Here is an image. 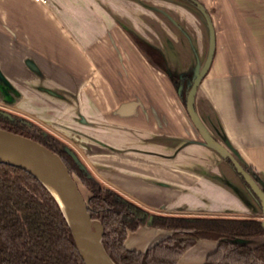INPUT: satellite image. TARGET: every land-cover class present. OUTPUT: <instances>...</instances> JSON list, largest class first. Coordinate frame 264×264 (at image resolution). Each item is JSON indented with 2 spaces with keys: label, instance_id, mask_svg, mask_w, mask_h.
<instances>
[{
  "label": "water",
  "instance_id": "obj_1",
  "mask_svg": "<svg viewBox=\"0 0 264 264\" xmlns=\"http://www.w3.org/2000/svg\"><path fill=\"white\" fill-rule=\"evenodd\" d=\"M93 1L102 9L103 23L108 17L116 23L146 63L142 64L137 55L134 65L127 52H119L116 42L110 37L112 31L106 27L112 47L119 52V62L115 61V55L112 58L105 56L109 59L108 66L111 68L102 62H99L98 66H102L101 70L107 81L121 94L119 98L122 101L119 106L95 112L88 117L83 112L82 103L78 98L79 85H76L74 95L71 96L68 86L64 84L65 75L60 90L54 87L52 82L49 84L48 79L51 71L56 72L57 79L61 77V71H73L72 78L81 71L71 69L66 62L59 61L43 69L34 57L28 55L24 58L25 73L14 72L13 77H9L0 65V103L23 109V101L28 97V92L20 86L24 80L21 76L34 72L40 77L39 93L43 99L66 105L68 120L73 122L69 124L67 120L58 123L53 119L46 121L56 128L64 126L60 130L88 156L98 154L103 155L100 158L106 157L105 161L92 159L104 177L112 175L109 178L121 180L119 183L127 180L123 175L128 178L137 177L138 181L128 179L126 183L133 186L141 183L148 188L159 187L162 192L173 191L182 196L194 197L193 201H190L189 198H174L171 196L173 194L140 196L147 205L177 213L209 211L224 215L236 213L247 218L264 216V172L246 158L238 143L229 135L221 112L212 97L204 91L201 82L210 70L217 50L223 51L231 119L238 125L244 119H250L251 105L255 115L258 114L256 93L262 74H253L252 67L259 66L256 65L257 58L255 53L247 48L245 34H242L232 3H228L225 8L221 0ZM6 28L12 32L9 27ZM120 43L122 44V41ZM122 48L124 50L123 46ZM245 67L248 77L245 73L242 75ZM116 75L117 83L114 80ZM154 75L157 77L156 86L155 81H152ZM246 77L250 82L248 87ZM173 78L183 83L176 88V92L169 83ZM116 84H119V89ZM188 85H191V88L185 92ZM147 87L152 92L145 91ZM139 88L144 90L147 101L143 102L141 99ZM178 93H181V101ZM70 98L72 102H69ZM0 113L12 121L18 119L24 124L39 127L33 119L2 105ZM97 117L104 121L97 120ZM62 148L70 153L90 181L91 189L87 188L89 195L83 194L82 186H86L75 174L70 173L54 149L31 136L0 127V161L23 168L36 177L54 197L70 228L83 263L117 264L110 256L103 238L104 225L100 219L92 216L90 210V197L92 192H99L100 181L94 177L78 153L64 144ZM113 155L171 168L182 180L179 181L176 177L169 180L133 171L132 169L137 167L135 164H122L111 160L110 156ZM117 170L123 174L121 177L110 174L116 173ZM204 182L216 189L206 187ZM209 192H215V195ZM177 216L202 215L182 213ZM258 220H261L264 227V219ZM141 226L154 227L151 225V216ZM154 228L158 229L156 238L142 251L173 233L170 229ZM222 239L248 247L264 243V235ZM208 240L211 241L213 249L207 252L204 261L219 244V240Z\"/></svg>",
  "mask_w": 264,
  "mask_h": 264
},
{
  "label": "trees",
  "instance_id": "obj_2",
  "mask_svg": "<svg viewBox=\"0 0 264 264\" xmlns=\"http://www.w3.org/2000/svg\"><path fill=\"white\" fill-rule=\"evenodd\" d=\"M0 127L24 134L18 121H11L1 113ZM64 162L70 173L79 174L75 164ZM89 204L92 216L104 225L103 238L117 264H175L188 247L204 238L219 240L204 264H264V243L248 247L222 239L264 235L261 221L255 218L157 214L152 222L154 227L185 236H168L140 252L124 245L128 232L138 226L130 214L134 206L131 202L108 200L99 193ZM0 264H84L54 197L32 174L1 161Z\"/></svg>",
  "mask_w": 264,
  "mask_h": 264
},
{
  "label": "crops",
  "instance_id": "obj_3",
  "mask_svg": "<svg viewBox=\"0 0 264 264\" xmlns=\"http://www.w3.org/2000/svg\"><path fill=\"white\" fill-rule=\"evenodd\" d=\"M221 3L225 8L228 7V3H232L237 19H239L242 34H245L247 48L255 53L256 65H264V0H221ZM230 13L232 14V12ZM231 14L230 16H232ZM102 16V9L93 0H46L45 2L0 0V65L3 71L9 77H13L12 75L19 71L25 73L23 64L27 55L34 57L43 69H46L50 64L58 63V61L66 62L71 69L88 72V79L82 94H86L84 91L91 94V104L98 103L96 94L100 92V99L106 98V102H102L100 109L104 111L113 109L117 106V102L121 101L120 98L119 100L112 98L113 86L107 79L102 83L95 81L96 76H99V71L95 70L99 61L102 58L105 59V56L110 58L114 56L113 47L106 34V27H109L114 33L116 42L122 41L124 51L131 57L134 65L136 64L134 59L139 54L129 38L119 32L116 23L109 17L105 18L103 23ZM6 27H9L12 32ZM259 82H262V87L258 89L256 96L258 108L260 107L259 111H261V136L264 137V73L259 78ZM212 99L219 112L221 110L225 112V107L222 106L219 98ZM221 114L222 117L225 116L224 113L221 112ZM250 117H252L251 114ZM224 124L227 128L226 123ZM236 132L238 131L236 130ZM253 132L255 131L253 130ZM229 135L238 143L246 158H249L259 170L264 172V141L263 149L260 150L263 154V161L261 164H256L254 150L244 151L245 145L241 143V139L238 140L236 134L235 136L232 133ZM110 159L122 164H135L138 170L144 169L146 174L150 172L153 176L155 174L161 176L162 168L167 173L169 172L168 175L171 177H176L179 181L182 180L180 175L169 171L171 168L162 165V167L152 169V163H145L146 161L143 160L134 161L114 155L110 156ZM126 185L133 186L130 183H126ZM133 187L141 188L144 193H153L144 184ZM157 232L158 229L154 227H138L126 235L124 245L142 251L156 238ZM210 243L211 241L208 239L198 240L179 256L175 264H202L207 252L213 249Z\"/></svg>",
  "mask_w": 264,
  "mask_h": 264
},
{
  "label": "flooded vegetation",
  "instance_id": "obj_4",
  "mask_svg": "<svg viewBox=\"0 0 264 264\" xmlns=\"http://www.w3.org/2000/svg\"><path fill=\"white\" fill-rule=\"evenodd\" d=\"M118 29H119V32L124 34V32L122 31V29L120 27H118ZM110 35H111L110 37L116 42V38H114V33L111 32ZM116 44H117V47L119 49V52L124 53V50H122L123 45L120 42H116ZM119 52H117V50H115V48H113V54L115 55V58H116L115 61L117 63L119 62L118 55H117ZM99 62H102L103 65L106 64L107 66H108V64H110L109 59H106V58L105 59L102 58L101 61H99ZM101 67L102 66H100V65L98 67L97 66L95 67V70L99 71V76L97 75L96 79H95L96 83L97 82L102 83L103 81L106 80L105 75L102 73ZM108 67L111 68V66H108ZM146 68L149 70L148 66ZM24 69H25V64H24ZM105 70H107V69L105 68ZM105 70H104V72H105ZM55 73H56L55 71H51L49 73V78H48V76H46V77L50 80L49 84L52 82L51 84L54 87H56L57 89L63 87L62 85H63L64 81H62V78L64 77V75H65V78H63L65 80L64 84H66L68 86V89H69V92L71 93V96L74 95V90L77 88V86L78 85L80 86L78 98H79V101H81V103H82V108H83V112L85 113V115H87L89 117V116H91V113L93 115V114H95V112H101V109H100L101 104H102V102H104L106 100V98L100 99V96L98 94H96V98H97L98 103L91 104V101H90V97L92 98L91 94L88 93L87 91H84L86 94H82V91L85 87L84 86L85 82L88 79V72L83 71V74H82V71H81L80 74L74 75V78H72L73 77L72 74H74L73 71H68V72L61 71L60 72L61 77L59 79H57V77H55ZM21 78H23L24 80H22V83L20 84V86L23 89H25V92H28V94H27L28 97L23 101L24 108L20 109L21 112L20 111H18V112H20L21 114H23L24 116H26L28 118L33 119L39 125V127L34 125V124H29V125L24 124L22 121H19L18 119H15L14 121L19 122V125L21 126V131L24 134L28 135L29 137L31 136L32 138L36 139L37 141H39L43 145H46L49 148L54 149L60 155L63 162H64V160H66L69 163L75 164V166L79 170V174L77 173L76 176L79 179H81V181L84 183V185L88 189H91L90 181L86 178L83 171L79 168L78 164H76L74 162L70 153L68 151H66V149L62 148V145L63 144L67 145V146H69V148H71L72 151L74 150L76 153H78V155L82 158L84 163H86L88 165V167H89L91 173L94 175V177L100 181L99 192L98 193L92 192L93 195L90 197V200L95 194L98 195L99 193L103 194V197L105 199H108V200H119V199L124 200V201L128 200L129 202H131L134 205L133 208L130 209V211H131L130 214H131L133 221L138 224L137 228L139 226H141L142 223H145L148 220L149 216H151V225L153 226L152 222H153L154 217L157 214L165 215V216H172V215L177 216L178 214H180V213H177L174 211L168 212L166 210L153 208V207L147 205V203H145L142 199H140V196L171 195L173 193L177 194V192H173V191L162 192L159 190V191H156L153 193H144L142 191V189L139 187H133V186H127L126 185V182L128 181V179H129V181H138L137 177L132 176L133 178H131V177L128 178V177H126V175H123L119 170H117L116 173L112 172L110 174H114V177H116L117 175L121 177L123 175L122 177H125L127 179V180L125 179L126 180L125 182L119 183L121 180L109 178V176H112V175H108V177H106V176L104 177L100 173V171L96 168L92 159H99V160L101 159L102 161L103 160L105 161L106 157L100 158L103 155H98V154L97 155L92 154V156L90 155L91 157L88 156L85 153V151L77 143H75L69 136H67L65 133L62 132V130H60V129H63L64 126H61V125L57 126L59 128L58 129L46 121V119H53L58 123L63 122V121L67 122L69 117H68L67 111L65 110V109H67L65 107L66 105H64L61 102L57 103V102H54L51 100L43 99L42 95L39 93V91H40V87H39L40 86V83H39L40 77L38 76V74H36L34 72L33 73L30 72V74H27V75L25 74V75L21 76ZM83 79H85V80L82 81ZM119 79H120V76H119ZM114 80L116 83L118 82L117 75L115 76ZM169 83H171V86L175 92H176V88L179 85L183 84L182 81H180L179 79H175V78L171 79L169 81ZM118 85L119 84H116L117 89H119ZM190 88H191V85H188L187 87H185L184 91L187 92V91H189ZM63 90H65V89L63 88ZM145 91L152 92L151 90H149L148 87H147V89L145 88ZM138 94L140 95L141 99H143V102H145V100L147 101V99L145 98L143 89L139 88ZM180 94L178 93V98L181 101L182 98H181ZM120 95L121 94H119L118 91L117 92L115 90L112 91V98L113 99L119 100ZM121 101L117 102V106H119V103ZM67 102H68V100H67ZM69 102H72L71 98L69 99ZM0 105H2L3 107H6L3 104H0ZM10 110L17 111L14 108L13 109L10 108ZM140 115L143 116L144 119H146V117L144 115H142V114H140ZM149 116H152V115L149 114ZM96 119L100 120V121H104L100 117H97ZM72 122H73L72 120H68L67 123L72 124ZM100 149H101V147H100ZM94 155H96V156H94ZM141 156H144V155H141ZM152 156H154V155H152ZM145 163H147V162H145ZM151 165H152V169L158 168L159 166L162 167L161 165H158L157 163H155V164L152 163ZM132 170L136 171V172L140 171V172L146 173L144 171V169L142 170L140 168V170H138L137 167H136V169H132ZM169 171L172 172L173 170L170 169ZM133 173H135V172H133ZM168 173L164 169L161 168L160 174H161V176L162 175L163 176L162 177L158 176V175L157 176L170 180L171 176L168 175ZM147 174L152 175L150 172H147ZM146 188H148V186H146ZM148 189H152V188H148ZM151 198H153V197H151ZM252 217L256 218L257 220L258 219H264V216H252ZM259 221H261V220H259ZM198 240H196L192 245H194Z\"/></svg>",
  "mask_w": 264,
  "mask_h": 264
},
{
  "label": "rangeland",
  "instance_id": "obj_5",
  "mask_svg": "<svg viewBox=\"0 0 264 264\" xmlns=\"http://www.w3.org/2000/svg\"><path fill=\"white\" fill-rule=\"evenodd\" d=\"M140 55V53H139ZM138 55V59L142 61V64H146L144 62V60L142 59V57H140ZM253 69V74L255 73V75L261 73L263 74L264 73V65H261L260 67L259 66H254L252 67ZM243 73H245V75L247 76V68L245 67L244 71L242 70V75ZM254 75V76H255ZM226 66H224V60H223V51H220L219 49L217 50L214 58H213V61H212V64H211V68L210 70L208 71V73L204 76V78L202 79V87L204 89L205 92L208 93V95L214 99H217L219 98L218 100L220 101V103L222 104V106L225 107V112H223V110H221L222 113L225 114V116H223V121L224 123H226L227 125V128L228 129H232L231 131L229 130V134L232 133L236 134V137L239 139H241V143L244 144V151H246L247 149L249 150H254V158L256 159V164H261L262 161H263V154L262 152H260V150L263 149V141H264V137L263 135L261 136L262 134V127H261V111L260 110V107L257 109V112L258 114L257 115H254V111H253V108H252V105H251V114H252V117L250 119H244L242 121L241 124H237L235 123V121L233 122V119H231L232 117L230 116V112H229V109H228V97H227V92H228V89H227V82L226 81ZM248 77V76H247ZM245 78L246 81L248 80V78ZM153 80L155 81V86L157 85V77L154 75L153 77ZM248 82V81H247ZM250 85V82H248L247 84V87ZM262 87V82L261 83H257V89H260ZM100 93V92H99ZM99 93H97L99 95ZM101 94V93H100ZM221 99V100H220ZM1 104V103H0ZM6 106V105H5ZM259 106V105H258ZM8 107L9 109H15L18 111L21 112L20 109H17L15 107H9V106H6ZM257 117V118H255ZM235 124V125H234ZM238 132H236V130ZM253 130L255 132H253ZM236 138V139H237ZM240 143V142H239ZM249 145V147H248ZM248 150V151H249ZM256 152V153H255ZM259 152V154H257ZM98 173V172H97ZM100 174V173H99ZM204 185L206 187H210L212 188L213 190L216 189L215 187H213L212 185H209L208 183L204 182ZM152 190L153 192H156V191H159L161 190L159 187H155V188H152L150 189ZM162 191V190H161ZM82 192L83 194H85V196L89 195V191L87 190V187H84L82 186ZM211 193L212 195H215V192H209ZM170 196V195H168ZM172 197L174 198H189L190 201H193L194 197H191V196H182L180 194H175L173 193V195H171ZM192 199V200H191ZM169 212V211H168ZM180 214H185L187 215V213H194V214H200V215H212V216H218V215H223V216H226V215H230V216H239L238 214L234 213V214H223V213H212V212H203V213H196L195 211H180L178 212ZM173 236L175 237H184L185 235L184 234H177L175 233V231L173 230V233H172ZM170 235V236H172ZM168 237V236H167Z\"/></svg>",
  "mask_w": 264,
  "mask_h": 264
},
{
  "label": "built area",
  "instance_id": "obj_6",
  "mask_svg": "<svg viewBox=\"0 0 264 264\" xmlns=\"http://www.w3.org/2000/svg\"><path fill=\"white\" fill-rule=\"evenodd\" d=\"M35 1H40V2L43 1V2H45L46 0H35Z\"/></svg>",
  "mask_w": 264,
  "mask_h": 264
}]
</instances>
